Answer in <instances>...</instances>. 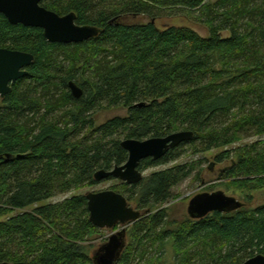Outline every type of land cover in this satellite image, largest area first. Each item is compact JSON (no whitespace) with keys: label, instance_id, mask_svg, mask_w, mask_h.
I'll use <instances>...</instances> for the list:
<instances>
[{"label":"trees","instance_id":"obj_1","mask_svg":"<svg viewBox=\"0 0 264 264\" xmlns=\"http://www.w3.org/2000/svg\"><path fill=\"white\" fill-rule=\"evenodd\" d=\"M41 5L60 16L74 12L77 25L101 33L80 44H53L43 30L11 25L0 15V48L35 57L28 77L0 99V220L97 185L96 172L127 162L121 146L127 139L194 134L164 158L143 161L144 171L186 153L204 154L264 135V0H43ZM180 16L206 26L208 37L187 27L157 25ZM139 17L147 21L133 22ZM70 82L82 96L72 95ZM114 109L126 115L96 125L99 113ZM216 162H231L220 173L227 179L254 178L242 181V188H264V143L225 152ZM196 167L177 166L115 191L144 212L118 264H134L136 257L141 264H169L168 246L174 249L172 264H242L264 255V205L249 210L244 204L168 229L167 210L160 207ZM97 229L82 196L20 213L0 222V263L94 264L92 252L80 243Z\"/></svg>","mask_w":264,"mask_h":264},{"label":"water","instance_id":"obj_2","mask_svg":"<svg viewBox=\"0 0 264 264\" xmlns=\"http://www.w3.org/2000/svg\"><path fill=\"white\" fill-rule=\"evenodd\" d=\"M43 0H0V15L11 25L43 30L49 43L80 44L99 36L100 29L94 26H79L74 12L60 16L44 8ZM32 54L17 50L0 48V99L9 95L13 86L26 77L28 69L34 64ZM72 95L82 96V89L74 82L69 83ZM142 106V105H139ZM194 134L182 131L164 138L147 140L127 139L122 141V148L128 153L127 162L113 170H100L94 178L101 183L118 180L129 186L140 184L144 174L140 165L147 159L158 161L171 150L190 142ZM90 223L98 229L112 230L117 225L124 229L110 236L109 243L94 253V264H116L121 257L126 240V228L138 221L144 212L132 207L126 197L113 190L90 192L86 194ZM244 204L224 192L202 193L189 203L188 216L192 219H204L212 213H231L241 209ZM0 264H10L3 262ZM242 264H264V255L253 257Z\"/></svg>","mask_w":264,"mask_h":264},{"label":"rangeland","instance_id":"obj_3","mask_svg":"<svg viewBox=\"0 0 264 264\" xmlns=\"http://www.w3.org/2000/svg\"><path fill=\"white\" fill-rule=\"evenodd\" d=\"M211 2H215L217 0H210ZM127 21H130L129 19ZM145 22L147 21L143 17H139L137 19H134L133 22ZM157 25L160 27H166V26H175V27H187L194 31H196L199 35L202 37H208L209 32L208 28L204 26L203 24L196 22L195 20H192L188 17L180 16V17H173V18H162L157 22ZM230 34L228 32L223 33L224 38H228ZM126 111L123 109H114L109 111H104L99 113L96 118V125H102L106 121L113 119L117 116H125ZM256 143H264V135L259 137H253L244 141H241L239 143H236L232 146L219 148L216 150H213L208 153L194 155L191 153H186L182 158L178 159L177 161L168 163L166 165H160L157 167H153L150 169H146L143 171L144 178H148L150 175L162 172L168 169H172L177 166H189L192 164L197 165L196 171L187 179H185L183 182H181L179 185H177L173 190V199L164 205L163 207H160V209L167 210V223H168V229L174 228L177 226V224L182 223L183 221L190 220L187 209L189 206L190 201L197 195L202 193H215L222 191L227 196L233 197L237 199L238 201L245 204L246 208L249 210H254L258 207H261L264 205V188L260 189H253V191H250L251 188H242L244 182H252L254 180L253 177H238V178H229L221 176V172L225 169H227L229 166H231V162H224L222 164H218L216 162V157L225 153V152H235L236 150L242 149L247 146H251ZM213 166V170L211 171L210 167ZM122 182L118 180H109L104 181L101 183H98L95 186L92 187H84L82 189L73 191L69 194L65 195H59L51 200L45 201L43 203H40L38 205H34L25 211H17L14 214L10 215L9 217L3 218L0 220L6 221L8 218L19 215L23 212H33L37 208L41 206H47L52 204L61 203L65 200H68L73 197L82 196L85 197L87 193L90 192H102V191H120ZM131 206L137 209V205L135 202H130ZM158 207L154 208L148 213L146 216L149 217L155 213H157L160 210ZM176 224V225H175ZM134 227H131L129 229L130 234V242H134V239L132 237ZM118 228H115L114 230H106V229H97L95 234L92 238H90L88 241L84 243H80L84 249L92 252L96 248H98L101 244H103L108 237L116 231ZM155 249L154 252H157L158 246L154 245ZM165 259L164 262H167L169 264H172L174 262V249L172 246H168L165 252ZM140 257L135 258L134 264H141L140 263ZM145 262H142L144 264Z\"/></svg>","mask_w":264,"mask_h":264},{"label":"flooded vegetation","instance_id":"obj_4","mask_svg":"<svg viewBox=\"0 0 264 264\" xmlns=\"http://www.w3.org/2000/svg\"><path fill=\"white\" fill-rule=\"evenodd\" d=\"M143 172V171H142ZM127 199V198H126ZM129 204H130V202H129ZM131 205V204H130ZM133 207V206H132ZM189 207V206H188ZM136 209V208H135ZM136 210H139V209H136ZM139 211H141V210H139ZM187 213H188V209H187ZM143 218H144V216H142L138 221H136L135 223H133V224H131L130 226H128L127 228H126V240H125V245H124V248H123V250H122V253H121V257L123 256V254L126 252V250L128 249V247H130V245H131V242H130V234H129V229L131 228V227H134L135 225H136V223H138V222H140L141 220H143ZM190 218V217H189ZM190 220L191 221H198L199 219H192V218H190ZM115 228H118L116 231H114L111 235H113V234H117V233H119V232H121L123 229H124V227L123 226H121V225H117L116 227H114L112 230H114ZM107 230V229H106ZM111 230V231H112ZM110 235V236H111ZM110 236L108 237V239L103 243V244H101L98 248H96L94 251H92V258L94 257V253L95 252H97L101 247H103L104 245H106L107 243H109V240H110ZM121 257H120V259H121ZM120 259L117 261V263L116 264H118L119 262H120Z\"/></svg>","mask_w":264,"mask_h":264}]
</instances>
